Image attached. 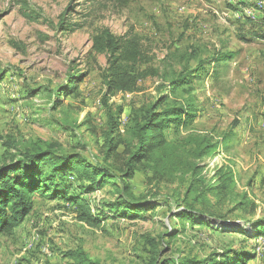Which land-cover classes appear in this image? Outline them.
<instances>
[{"label":"rangeland","instance_id":"1","mask_svg":"<svg viewBox=\"0 0 264 264\" xmlns=\"http://www.w3.org/2000/svg\"><path fill=\"white\" fill-rule=\"evenodd\" d=\"M26 4L27 8L23 0H0V73L5 72L0 83V157L8 149L15 152V147L42 140L103 162L110 112L123 108L119 128L125 130L136 110L161 95L169 75L193 70L200 79L189 85L193 89L180 90L174 98L196 96L202 106L181 134L207 133L215 142L233 136L226 149L206 159L210 177L222 164L236 172L233 195L218 211L252 225L264 218V41L255 35L264 32V0H128L124 6L103 0H26ZM69 6L67 16L86 24L63 33L58 23ZM102 27L116 35H139L153 57L150 65L159 74L141 81L140 91L106 99L102 74L107 58L92 51V37ZM221 52L233 55L216 73L213 59ZM78 73L86 75L77 96L50 94ZM9 139L14 145H6ZM150 177L148 170L136 171L130 180L136 196L148 192L153 196L156 184ZM160 186L166 195L178 184ZM118 192L107 184L86 197L94 209L104 204L110 212L108 204L119 197ZM241 202L244 205L239 206ZM103 220L99 226H89L78 219L72 203L36 196L25 222L12 234L0 233V264H72L65 255L79 248L101 264H150L153 241L166 248L164 257L172 259H204L232 247L254 252L257 243V258L247 264H264V237L252 238V226L251 234L242 235L190 220L180 224L168 217L166 206L147 219ZM181 226L184 231L171 239Z\"/></svg>","mask_w":264,"mask_h":264},{"label":"trees","instance_id":"2","mask_svg":"<svg viewBox=\"0 0 264 264\" xmlns=\"http://www.w3.org/2000/svg\"><path fill=\"white\" fill-rule=\"evenodd\" d=\"M103 1L122 6L128 2ZM23 5L27 8L26 0ZM70 9L69 6L58 23L63 33H73L86 24L85 20L73 21L67 16ZM25 15L32 17L28 12ZM255 35L264 41V32ZM92 51L107 58L102 76L108 100L118 93L140 91L141 81L159 74V70L150 65L153 57L146 51L141 37L132 32L116 35L108 27H102L92 37ZM232 55V52H221L214 57L213 71L218 73L221 66H227ZM204 61L199 62L198 70ZM192 71L184 69L175 76L169 75L161 95L150 105L136 110L123 131L119 128L123 108L118 106L115 112H110L108 130L104 131L103 162L95 161L81 151L66 152L60 145L42 140H33L23 148L15 147V152L10 149L4 152L0 157V233L12 234L18 229L34 210V198L42 195L72 203L78 219L93 227L99 226L104 218L147 219L150 213L166 206L168 217L176 218L180 224L190 220L191 223L220 226L227 233L242 235L251 234L248 228L252 226L255 227L252 238L264 237V218L252 225L232 220L227 213L218 211L233 195L236 172L232 166L222 164L215 167L214 175L210 177L206 159L226 149L233 136L227 134L222 142H215L207 133L181 134L193 124L202 106L196 96L183 100L174 98L180 90L193 89L189 85L200 79L201 74H192ZM85 75H71L66 85L51 90L50 94L77 96ZM4 79L5 72H1L0 83ZM58 106L56 103L54 109ZM12 141L9 139L6 145H14ZM220 143L222 150H219ZM121 147L123 149L119 151ZM142 169L151 172L149 181L156 184L152 197L149 192L136 196L132 191L130 180L137 170ZM170 181H176L178 187L171 193L162 194L160 185ZM107 184L118 189L119 197L108 204L110 212L104 209V204L94 209L86 194ZM102 214H105L104 218H101ZM184 228L175 230L170 238H175ZM256 246L257 243L252 246L254 252L232 247L222 252L213 251L204 259L197 256L172 259L164 257L166 248L157 247L153 241L149 263L247 264L257 258ZM65 256L73 261L72 264H101L91 259L82 248L70 250Z\"/></svg>","mask_w":264,"mask_h":264}]
</instances>
